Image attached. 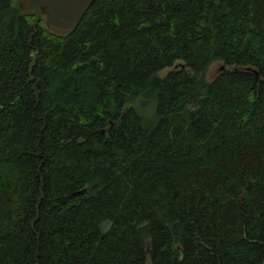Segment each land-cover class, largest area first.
<instances>
[{
    "label": "trees",
    "instance_id": "obj_1",
    "mask_svg": "<svg viewBox=\"0 0 264 264\" xmlns=\"http://www.w3.org/2000/svg\"><path fill=\"white\" fill-rule=\"evenodd\" d=\"M0 264H264V0H0Z\"/></svg>",
    "mask_w": 264,
    "mask_h": 264
},
{
    "label": "water",
    "instance_id": "obj_2",
    "mask_svg": "<svg viewBox=\"0 0 264 264\" xmlns=\"http://www.w3.org/2000/svg\"><path fill=\"white\" fill-rule=\"evenodd\" d=\"M95 0H18L25 14L40 12L45 26L57 34H71ZM223 69V67L221 68Z\"/></svg>",
    "mask_w": 264,
    "mask_h": 264
},
{
    "label": "rangeland",
    "instance_id": "obj_3",
    "mask_svg": "<svg viewBox=\"0 0 264 264\" xmlns=\"http://www.w3.org/2000/svg\"><path fill=\"white\" fill-rule=\"evenodd\" d=\"M222 67H223V64L221 62L212 63L206 71V74H205L206 80L211 81L212 79H214L219 74ZM167 71L168 70L161 72L160 76H164L167 73Z\"/></svg>",
    "mask_w": 264,
    "mask_h": 264
}]
</instances>
